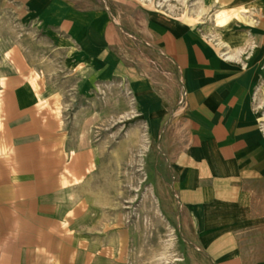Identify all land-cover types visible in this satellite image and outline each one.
<instances>
[{"label": "rangeland", "instance_id": "rangeland-1", "mask_svg": "<svg viewBox=\"0 0 264 264\" xmlns=\"http://www.w3.org/2000/svg\"><path fill=\"white\" fill-rule=\"evenodd\" d=\"M51 3L102 12L114 43L86 50L56 6L32 21L0 0V264H211L183 235L167 147L125 81L165 69L136 32L145 9L210 31L216 0Z\"/></svg>", "mask_w": 264, "mask_h": 264}, {"label": "crops", "instance_id": "crops-1", "mask_svg": "<svg viewBox=\"0 0 264 264\" xmlns=\"http://www.w3.org/2000/svg\"><path fill=\"white\" fill-rule=\"evenodd\" d=\"M10 1L28 8L32 21L50 18L48 9L56 6L59 29L86 50L114 43L102 12L64 11L51 0ZM216 2L210 31L174 12L145 9L136 32L165 69L125 81L126 89L167 147L188 243L211 264H264V0ZM174 86L179 95L166 96Z\"/></svg>", "mask_w": 264, "mask_h": 264}]
</instances>
